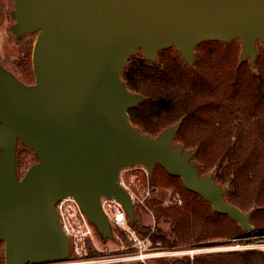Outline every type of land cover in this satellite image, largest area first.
Returning <instances> with one entry per match:
<instances>
[{
  "label": "water",
  "instance_id": "obj_1",
  "mask_svg": "<svg viewBox=\"0 0 264 264\" xmlns=\"http://www.w3.org/2000/svg\"><path fill=\"white\" fill-rule=\"evenodd\" d=\"M19 37L36 32L31 53L33 84L0 66V242L4 264H31L68 257L69 238L55 204L71 197L105 236L112 224L101 201H119L129 221L131 194L120 173L154 165L179 177L215 212L247 233L252 210L226 198L213 171L200 174L194 151L179 143V123L156 136L135 126L129 108L144 97L121 75L136 52L155 63L175 49L188 67L206 41L241 44L240 60L255 63L264 48V0H13ZM163 66H160L162 69ZM38 158L19 178L17 141ZM115 226V225H114ZM122 264H137L134 261Z\"/></svg>",
  "mask_w": 264,
  "mask_h": 264
},
{
  "label": "trees",
  "instance_id": "obj_2",
  "mask_svg": "<svg viewBox=\"0 0 264 264\" xmlns=\"http://www.w3.org/2000/svg\"><path fill=\"white\" fill-rule=\"evenodd\" d=\"M237 52L235 44L202 43L191 68L173 49L162 52L155 63L138 53L122 72L130 90L144 97L128 110L132 123L152 136L179 123L175 140L194 151L199 172L207 174L217 165L215 181L230 187L225 198L242 211L255 207L249 218L254 229L247 233L228 215L215 212L201 196L185 189L178 176L158 167L153 184L171 186L182 197L178 207L149 201L157 224L152 238L166 245L214 238L235 239L240 244L264 239V54L253 73L247 62L238 61ZM22 57L25 66V54ZM162 222L169 229L161 228ZM155 264H264V252L234 250Z\"/></svg>",
  "mask_w": 264,
  "mask_h": 264
},
{
  "label": "rangeland",
  "instance_id": "obj_3",
  "mask_svg": "<svg viewBox=\"0 0 264 264\" xmlns=\"http://www.w3.org/2000/svg\"><path fill=\"white\" fill-rule=\"evenodd\" d=\"M13 10H14L13 0H0V66L3 70L12 74L22 83L33 84L35 81L31 68V53L37 33L36 32L25 33L18 37L13 30L16 24V21L13 17ZM220 44L237 45L238 48L237 58L238 61H242L240 60V52L242 47L238 40H232ZM256 44H257V56L255 59L256 60L255 63L250 64L249 60L245 61L249 64L253 73L256 72L255 67L258 61L257 59L264 54V48L262 44H260L259 42H256ZM197 47L195 48V58H196ZM170 49L173 48L163 49L159 51L158 57L162 52ZM138 53L140 54V52H136L135 54ZM24 54H25V66L21 61L23 58L22 56ZM158 57H157V61H158ZM15 154H16L17 176L21 178L25 174L26 170L35 162H37L38 158L35 152L30 148H28L27 146H25L21 140L17 141ZM158 167L160 166L154 165L152 167L151 172H147L146 170L143 171L137 167H131L128 169V171H126L124 177L125 178L127 177L128 183L130 184L131 192L134 193L136 198L138 199V203L134 205L133 220L129 221V219H127L126 230L117 226H112L110 235L108 236L103 235L101 231L97 228L93 229L92 236L88 238L86 241L87 259L94 262L95 264H122L123 262H119L118 260L119 257L123 256L125 252L127 253L134 249V247L132 246L134 242L132 241L129 235L130 231L133 232L136 235V237L139 238L140 240L149 239L154 242L160 241V240H154L152 238V236L156 234L157 224L155 222L154 210L150 206L149 201L154 199V200H158L159 205L161 206L178 207L182 204V197L179 192L178 193L174 192L171 186L168 185L156 186L153 184L154 171ZM210 171H213V173L217 171V165L214 166ZM222 187L227 188L226 193L230 191V187L228 185H222ZM146 189H149L151 192L150 195L147 197H145ZM142 200L144 206L142 203H140V201ZM178 200L180 201V203H175L173 205H169L167 203V201H178ZM254 208L255 207H252L249 210L253 211ZM160 226L161 228L163 227L164 229H169V224H166L164 222H162ZM162 245L165 248H170L174 250H179V249L185 251L196 250L195 253H193L192 255L186 254L179 256V257L190 256L191 258H193L195 255H210V254L212 255L215 253L226 254L229 251H234V250L244 251V249L257 250V251L261 250L264 252V239H260L259 241H256L254 243L240 244L236 242L235 239L226 240V239L214 238L205 241L203 243L179 244V246H170L162 242ZM0 255H2L3 257V262L1 261L0 264H4L3 242H0ZM179 257L168 256L163 258L149 259L146 262H137V261L134 262H136L137 264H155L159 260L161 261L163 259H170V260L179 259Z\"/></svg>",
  "mask_w": 264,
  "mask_h": 264
},
{
  "label": "built area",
  "instance_id": "obj_4",
  "mask_svg": "<svg viewBox=\"0 0 264 264\" xmlns=\"http://www.w3.org/2000/svg\"><path fill=\"white\" fill-rule=\"evenodd\" d=\"M140 169L144 171L143 168ZM126 171L128 170H124L120 173V184L128 193L131 194L133 204L136 205V203H138V199L136 198L135 194L131 192L127 177H124ZM145 192V197L149 196L151 193L149 189H146ZM140 203H142L144 206L143 200L140 201ZM167 203L169 205H173L175 203H180V201H167ZM101 207L104 213L107 215L112 226L115 225L122 229H127V214L119 201L115 199L111 200L103 198L101 201ZM55 210L58 215L60 227L65 235L69 238V255L67 258L62 260L31 264H95L86 257V241L93 234V226H91L86 216L82 214L76 202L69 196L64 197L56 202ZM129 235L134 242L132 244L134 249L130 252H125L123 256L119 257V262H146L149 259L163 258L168 256L179 257L180 255L186 254L192 255L196 251L165 248L162 245V242H154L149 239L140 240L131 231L129 232Z\"/></svg>",
  "mask_w": 264,
  "mask_h": 264
}]
</instances>
